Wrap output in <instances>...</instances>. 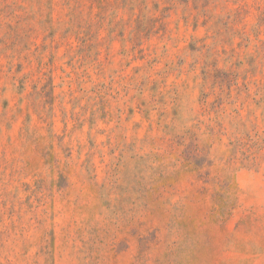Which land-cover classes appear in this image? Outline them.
<instances>
[{
  "label": "rangeland",
  "instance_id": "374dc122",
  "mask_svg": "<svg viewBox=\"0 0 264 264\" xmlns=\"http://www.w3.org/2000/svg\"><path fill=\"white\" fill-rule=\"evenodd\" d=\"M0 264H264V0H0Z\"/></svg>",
  "mask_w": 264,
  "mask_h": 264
}]
</instances>
